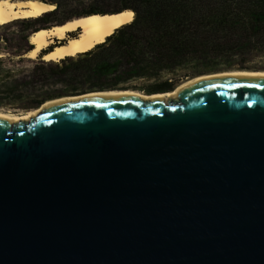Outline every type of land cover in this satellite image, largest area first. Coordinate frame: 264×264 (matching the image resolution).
Masks as SVG:
<instances>
[{
  "label": "water",
  "instance_id": "1",
  "mask_svg": "<svg viewBox=\"0 0 264 264\" xmlns=\"http://www.w3.org/2000/svg\"><path fill=\"white\" fill-rule=\"evenodd\" d=\"M222 73L0 116V264H264V77Z\"/></svg>",
  "mask_w": 264,
  "mask_h": 264
},
{
  "label": "trees",
  "instance_id": "2",
  "mask_svg": "<svg viewBox=\"0 0 264 264\" xmlns=\"http://www.w3.org/2000/svg\"><path fill=\"white\" fill-rule=\"evenodd\" d=\"M35 1L55 9L0 26V110L26 114L48 101L104 91L167 94L204 75L264 68V0ZM130 10L132 22L88 52L24 61L41 29Z\"/></svg>",
  "mask_w": 264,
  "mask_h": 264
},
{
  "label": "bare ground",
  "instance_id": "3",
  "mask_svg": "<svg viewBox=\"0 0 264 264\" xmlns=\"http://www.w3.org/2000/svg\"><path fill=\"white\" fill-rule=\"evenodd\" d=\"M54 9L55 6L49 7L40 3L39 1L25 2L20 0H3L0 1V26L18 19L38 18L44 13ZM129 12L132 13L131 16L124 15L125 13ZM133 16L134 14L132 11H125L120 14L104 16L94 15L69 21L64 25L54 26L53 28L41 29L31 36L30 42L34 46V49L30 53H28L26 57L36 59L39 55H41V53L52 48L53 50L49 54L45 55L43 60L45 62H56L64 60L67 57H74L79 54L88 52L92 50L96 45L98 46V44L104 43L106 38L113 35V33L117 29L132 22ZM79 29L82 31L80 34L69 37L70 34H75ZM55 41H59V43L55 44ZM221 75H254L264 77V72H233L222 73ZM217 76L218 75L203 76L194 80ZM190 81L192 80H189L187 82ZM180 88L181 87H179L177 90H179ZM176 92L157 95L153 97H143L145 99H168V97H175ZM121 94L135 95V93L132 92H123ZM94 95L99 94L86 95L81 98ZM59 101L60 100L49 102L46 105ZM38 113L39 111H32L26 114L24 113L22 115H16L0 112V116L6 120L11 121L12 123H18L21 119L28 121L31 117L37 115Z\"/></svg>",
  "mask_w": 264,
  "mask_h": 264
},
{
  "label": "rangeland",
  "instance_id": "4",
  "mask_svg": "<svg viewBox=\"0 0 264 264\" xmlns=\"http://www.w3.org/2000/svg\"><path fill=\"white\" fill-rule=\"evenodd\" d=\"M135 14V13H134ZM80 31V29L78 30V32ZM82 32V31H81ZM80 32V33H81ZM74 35H78V33L76 32L75 34H70L69 35V37H73ZM57 43H59V41H55V44H57ZM32 60H36V59H31V58H29V57H25V59H24V61L27 63V62H30V61H32ZM44 61V60H43ZM19 62V60L18 59H15L14 61H10V64L12 65V64H16V63H18ZM257 62V61H256ZM251 64H253V63H251ZM261 67V66H260ZM258 69H260V70H258ZM257 70L258 71H252V72H264V68H258ZM229 72H246V71H229ZM0 112H3V113H6V114H16V115H22V114H24V113H15V112H13V111H11V110H0Z\"/></svg>",
  "mask_w": 264,
  "mask_h": 264
},
{
  "label": "snow or ice",
  "instance_id": "5",
  "mask_svg": "<svg viewBox=\"0 0 264 264\" xmlns=\"http://www.w3.org/2000/svg\"><path fill=\"white\" fill-rule=\"evenodd\" d=\"M124 15H127V16H131L132 15V13H125Z\"/></svg>",
  "mask_w": 264,
  "mask_h": 264
}]
</instances>
